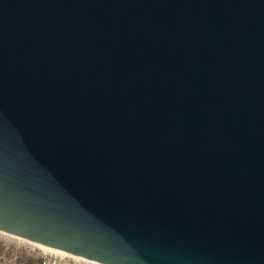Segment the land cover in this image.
Returning a JSON list of instances; mask_svg holds the SVG:
<instances>
[{
  "label": "water",
  "instance_id": "obj_1",
  "mask_svg": "<svg viewBox=\"0 0 264 264\" xmlns=\"http://www.w3.org/2000/svg\"><path fill=\"white\" fill-rule=\"evenodd\" d=\"M0 232L264 264V0H0Z\"/></svg>",
  "mask_w": 264,
  "mask_h": 264
},
{
  "label": "rangeland",
  "instance_id": "obj_2",
  "mask_svg": "<svg viewBox=\"0 0 264 264\" xmlns=\"http://www.w3.org/2000/svg\"><path fill=\"white\" fill-rule=\"evenodd\" d=\"M43 255L60 256L58 253L43 249L35 244H29L13 236L0 233L1 264H36ZM65 261L70 264H94L72 257H65Z\"/></svg>",
  "mask_w": 264,
  "mask_h": 264
},
{
  "label": "built area",
  "instance_id": "obj_3",
  "mask_svg": "<svg viewBox=\"0 0 264 264\" xmlns=\"http://www.w3.org/2000/svg\"><path fill=\"white\" fill-rule=\"evenodd\" d=\"M65 257H71V256H69L67 254H65V255L60 254V256L43 255L40 257L39 261L36 264H70L67 261H65ZM72 258H74V257H72ZM75 259H78V258H75ZM82 261H85V260H82ZM86 262H90V261H86ZM91 263H93V262H91ZM71 264H74V263H71ZM94 264H97V263H94Z\"/></svg>",
  "mask_w": 264,
  "mask_h": 264
},
{
  "label": "bare ground",
  "instance_id": "obj_4",
  "mask_svg": "<svg viewBox=\"0 0 264 264\" xmlns=\"http://www.w3.org/2000/svg\"><path fill=\"white\" fill-rule=\"evenodd\" d=\"M0 233H2V232H0ZM2 234H4V233H2ZM11 236V235H10ZM14 237V236H13ZM15 238H17V237H15ZM17 239H20V238H17ZM20 240H22L23 242L25 241V242H27V243H31V242H29V241H26V240H24V239H20ZM31 244H34V243H31ZM36 245V244H35ZM37 246H40V245H37ZM41 248H43V249H46V250H50V251H53L54 253H58V254H62V255H65L66 253H63V252H60V251H57V250H53V249H50V248H47V247H44V246H40ZM68 255V254H67ZM69 256H71V255H69ZM71 257H74V256H71ZM74 258H78V257H74ZM78 259H80V258H78ZM81 260H84V259H81ZM85 261H87V260H85Z\"/></svg>",
  "mask_w": 264,
  "mask_h": 264
}]
</instances>
